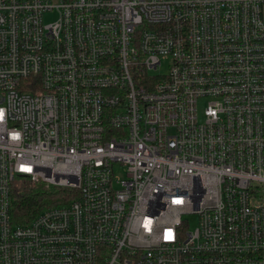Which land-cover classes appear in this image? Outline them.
Returning a JSON list of instances; mask_svg holds the SVG:
<instances>
[{"label": "built area", "instance_id": "2783aa9c", "mask_svg": "<svg viewBox=\"0 0 264 264\" xmlns=\"http://www.w3.org/2000/svg\"><path fill=\"white\" fill-rule=\"evenodd\" d=\"M0 112V264H264V0H0Z\"/></svg>", "mask_w": 264, "mask_h": 264}, {"label": "trees", "instance_id": "16d2710c", "mask_svg": "<svg viewBox=\"0 0 264 264\" xmlns=\"http://www.w3.org/2000/svg\"><path fill=\"white\" fill-rule=\"evenodd\" d=\"M75 195V189L55 187L46 189L39 184L28 186L11 201L12 224L15 226L26 225L44 209L65 205Z\"/></svg>", "mask_w": 264, "mask_h": 264}, {"label": "rangeland", "instance_id": "374dc122", "mask_svg": "<svg viewBox=\"0 0 264 264\" xmlns=\"http://www.w3.org/2000/svg\"><path fill=\"white\" fill-rule=\"evenodd\" d=\"M52 2H54L55 0H51ZM58 19V12L57 11H50L49 13H45L43 15V22L44 24H50V23H54L56 20ZM168 69V61H163L161 67L157 70V71H150L149 75L150 76H161V75H166L167 70ZM208 99L205 98H201L197 101V111H198V118L199 121L202 120V115H203V110L204 107L207 103ZM115 176L120 179L123 180L125 178V171L123 168L116 166L115 167ZM189 230L193 231L195 229L196 226V218L195 217H190L189 218Z\"/></svg>", "mask_w": 264, "mask_h": 264}, {"label": "snow or ice", "instance_id": "6c2138e0", "mask_svg": "<svg viewBox=\"0 0 264 264\" xmlns=\"http://www.w3.org/2000/svg\"><path fill=\"white\" fill-rule=\"evenodd\" d=\"M3 114L2 112H0V118H2ZM168 238H171V235L169 234V237Z\"/></svg>", "mask_w": 264, "mask_h": 264}]
</instances>
